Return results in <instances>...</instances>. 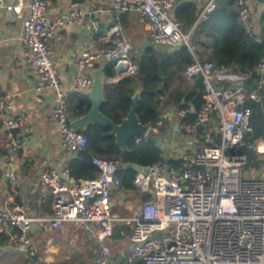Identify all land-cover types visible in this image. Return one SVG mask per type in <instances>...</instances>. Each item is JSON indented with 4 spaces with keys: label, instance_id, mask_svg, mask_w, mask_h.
<instances>
[{
    "label": "built area",
    "instance_id": "1",
    "mask_svg": "<svg viewBox=\"0 0 264 264\" xmlns=\"http://www.w3.org/2000/svg\"><path fill=\"white\" fill-rule=\"evenodd\" d=\"M7 2L0 0V7H25L20 37L24 60L35 68V91H54L51 119L58 125L62 146L70 152L77 153L87 144L80 129L72 128L68 110L70 93L90 89L92 76L87 72L108 63L114 70L124 63L125 70L106 77L110 82L138 72L132 45L121 33L122 15L133 12L146 19L152 43H184L193 61L183 77H201L203 85L198 108L176 110V125L192 140L189 149L142 166L148 168L146 174L136 172L134 189L148 198L138 199L128 215L112 210V196L121 189L119 161L94 156L91 163L98 173L93 178H77L66 167L42 170L39 179L52 196L49 214L30 215L16 202L0 208V230L8 241L35 257L34 226L52 232L71 223L93 244L92 264H264V138H249L251 109L245 105L247 100L258 102L264 94V44L249 86V75L196 55L189 41L191 30L184 31L172 11L177 0H112L115 23L110 33L114 38L108 46L80 51L73 82L65 88L51 60L48 41L62 27L82 22L84 12L71 3L50 18L48 0H29L25 5L19 0ZM214 8L215 0L208 1L199 17L206 19ZM236 9L246 26L249 9L245 0H236ZM187 114L193 115L191 121H186ZM0 124L7 132L0 183L6 181L15 192L18 180L12 166L22 147L24 118L14 113L10 94H0ZM148 132L158 133L157 126H150ZM122 226L129 227L130 245L116 261L112 245L120 240L112 235Z\"/></svg>",
    "mask_w": 264,
    "mask_h": 264
},
{
    "label": "crops",
    "instance_id": "2",
    "mask_svg": "<svg viewBox=\"0 0 264 264\" xmlns=\"http://www.w3.org/2000/svg\"><path fill=\"white\" fill-rule=\"evenodd\" d=\"M7 1L6 4H8ZM19 1L25 5L29 0ZM48 1L50 18H55L71 3H75L85 14L82 22L62 27L48 41L53 65L61 74L63 86L68 88L77 70L76 58L80 51L108 46L114 38V35L110 33L115 23L110 12L112 0ZM208 1L210 0H177L172 11L175 13L184 3H193L198 9L197 22L201 19L199 17L201 7ZM245 2L249 9L246 28L256 36L258 41H261L264 36V25L260 21V16L264 11V3L262 0H245ZM25 16V7L19 10L6 8V6L0 7V94H10L14 101V113L24 118L22 147L12 166L18 184L15 192H12L6 181L0 183V208L5 204L16 202L23 206L28 214L42 216L51 212L52 196L49 188L40 181V173L50 167L68 168L71 159L77 153L70 152L62 146L58 125L51 119L55 104L54 91L38 93L34 89L37 74L34 66L24 60L20 39ZM119 25L121 33L130 41L132 50L139 54L144 49L143 42L149 39V22L129 12L121 16ZM190 30L192 28L187 31ZM114 73L115 77L116 72ZM87 74L90 73L87 72ZM78 94H84V92L70 93L68 110ZM69 117L71 120L75 118L71 111H69ZM162 119L165 122L166 135L159 133L160 125H157L158 133H155L158 135V145L161 149L167 146L164 145L162 138L171 136L173 126L176 125V109L173 107L164 109ZM178 136L179 134H176L174 138L171 137V143L174 142L176 149H173L170 144L166 148V153L162 152V155L175 156L189 149L191 142L188 141V136H183V147L179 146ZM6 142L7 132L0 124V169L4 168L2 153ZM119 194L121 195L120 203L130 209V212L141 198V194L119 189L112 196L113 206ZM31 238L38 250L35 257L29 256L18 248L15 242L8 241L6 235L0 230V259L8 261L7 264H75L73 259L85 256L86 263L92 264L93 244L84 240L83 231L77 225L66 223L62 228L52 232H42L36 225L31 231ZM120 253L121 250L116 253L117 256Z\"/></svg>",
    "mask_w": 264,
    "mask_h": 264
},
{
    "label": "trees",
    "instance_id": "3",
    "mask_svg": "<svg viewBox=\"0 0 264 264\" xmlns=\"http://www.w3.org/2000/svg\"><path fill=\"white\" fill-rule=\"evenodd\" d=\"M174 14L184 31L192 28L189 41L201 60L209 59L218 65L227 66L233 72L249 75L247 84L252 86L264 36L258 41L247 30L236 9V0H215V8L208 17L197 22L198 9L193 3L182 4ZM260 21L264 25V11ZM134 59L138 66L137 74L106 83L100 110L114 123H119L130 109L131 97L140 88L136 109L139 121L151 127H156L157 122L161 121L158 131L163 135L166 133L165 122L162 121L163 110L167 107L176 110L188 109L190 106L198 108L202 103V79L198 76L191 80L183 77V71L193 61L186 46L170 51L146 47ZM110 64L104 65L106 77L115 75ZM90 105V99L85 94H78L71 108L69 106V111L76 118L85 114ZM245 105L251 109L253 130L249 138H264V94H261L258 102L247 100ZM185 119L191 121L193 115L187 114ZM80 131L86 137V147L77 152L68 165L70 172L77 178H93L97 175L98 171L91 163L94 156L118 160L117 175L121 179V189L136 193L133 186L136 172L131 169V165L147 166L162 157L158 135L153 132L145 137L132 138L123 150L115 143L109 127L94 123ZM248 155L253 157L254 153L248 152ZM141 198H148V194L141 193ZM126 236H129V227L122 226L114 230L112 238L119 241Z\"/></svg>",
    "mask_w": 264,
    "mask_h": 264
},
{
    "label": "water",
    "instance_id": "4",
    "mask_svg": "<svg viewBox=\"0 0 264 264\" xmlns=\"http://www.w3.org/2000/svg\"><path fill=\"white\" fill-rule=\"evenodd\" d=\"M144 48L153 47L158 50H174L184 46V43L180 42L176 45L162 46L159 44L152 43L149 39L145 40L142 44ZM126 69L124 63H120L115 67V72H121ZM90 75L92 76V85L90 89L86 90L84 94L90 99L91 105L89 110L71 121V126L75 130L86 129L89 125L94 123H99L103 126L110 128V134L114 136L115 143L123 150L127 148L129 141L134 137L145 136L150 128L149 124H143L139 121L138 115L136 113L138 100L140 98L141 89L135 91L134 95L131 97V106L127 114L121 119L119 123H114L112 119L105 116L100 108L104 101L103 88L104 85L110 80L106 78L104 71V66L90 70ZM131 169L135 172H142L146 174L148 168L142 167L138 164H132ZM121 255L116 257V261L120 259Z\"/></svg>",
    "mask_w": 264,
    "mask_h": 264
},
{
    "label": "rangeland",
    "instance_id": "5",
    "mask_svg": "<svg viewBox=\"0 0 264 264\" xmlns=\"http://www.w3.org/2000/svg\"><path fill=\"white\" fill-rule=\"evenodd\" d=\"M131 54L132 56H134L135 58L138 57V53L135 51V50H132L131 51ZM176 134H179L178 136V141H180V147H183V136H185V134L183 132H181L179 130V127L177 125L173 126V129H172V132H171V136H166V137H163L162 138V141L164 143V145L166 144L167 146L170 145L173 147V149H176L175 145H174V142H172V138H174V136ZM165 134H163V136H165ZM186 137V136H185ZM188 138V141L191 142V138L190 137H187ZM166 147H162V152L163 154L166 153ZM172 150V148H171ZM137 194H141L140 192H137ZM120 194L116 196V200H115V205L113 206L112 210L113 212H116L120 215H128L130 213V209H127L123 206V204L120 203ZM81 229V228H80ZM129 243H128V237L126 236L124 239L120 240V242H118L117 244H113L112 245V249L115 253H118L120 250L121 252H123L125 249H127L129 247ZM37 253H38V250H37ZM74 260V263L75 264H87L86 263V260H85V256L84 257H80V258H76V259H73ZM8 261H5L4 259H0V264H7Z\"/></svg>",
    "mask_w": 264,
    "mask_h": 264
},
{
    "label": "bare ground",
    "instance_id": "6",
    "mask_svg": "<svg viewBox=\"0 0 264 264\" xmlns=\"http://www.w3.org/2000/svg\"><path fill=\"white\" fill-rule=\"evenodd\" d=\"M111 65V64H110Z\"/></svg>",
    "mask_w": 264,
    "mask_h": 264
}]
</instances>
